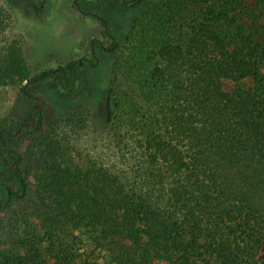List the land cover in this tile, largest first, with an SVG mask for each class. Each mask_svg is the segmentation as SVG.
I'll return each mask as SVG.
<instances>
[{
	"label": "trees",
	"instance_id": "1",
	"mask_svg": "<svg viewBox=\"0 0 264 264\" xmlns=\"http://www.w3.org/2000/svg\"><path fill=\"white\" fill-rule=\"evenodd\" d=\"M151 6L152 63L140 78L161 109L140 141L146 175L132 181L104 165L58 162L43 184L47 217L0 264H264V0ZM5 66L0 87L8 70L28 80L18 105H31L28 88L48 82L70 99L81 80L77 64L31 77L13 53ZM12 136L0 130V153L16 161L25 190L26 157ZM0 185L1 210L15 193ZM86 241L84 259L77 249Z\"/></svg>",
	"mask_w": 264,
	"mask_h": 264
},
{
	"label": "rangeland",
	"instance_id": "2",
	"mask_svg": "<svg viewBox=\"0 0 264 264\" xmlns=\"http://www.w3.org/2000/svg\"><path fill=\"white\" fill-rule=\"evenodd\" d=\"M8 1H17L20 6ZM73 1L51 0L50 14L38 15L26 7L28 0H0V64H8L15 53L33 77L36 70L55 69L74 56L90 55L89 43L96 36V25L79 14ZM114 1L93 0L87 5L108 20L116 40L104 34L103 42L108 47L115 45V49L96 48L100 64L88 69L79 97L75 94L65 99L48 82L28 88L35 96L31 105H18L28 80L13 70L3 74L0 130L14 134L10 137L12 148L26 157L23 171L28 189L15 180L16 161L0 153V184L6 180L15 193L0 210V255L24 251L25 246L15 242L22 237L25 240L29 230L47 217L43 184L58 162L82 167L104 165L132 181L146 175L140 141L159 119L161 107L159 100L143 88L140 75L152 63L147 55L151 45L147 47L146 43L153 28L149 26L156 19L151 5L159 0H142L135 7L116 6ZM79 48L84 51L79 53ZM23 123L35 129L24 127L15 133ZM50 245L43 241V251H50ZM88 248L90 243L86 241L77 249L78 255L85 259ZM54 253L45 252L51 263L55 262Z\"/></svg>",
	"mask_w": 264,
	"mask_h": 264
},
{
	"label": "flooded vegetation",
	"instance_id": "3",
	"mask_svg": "<svg viewBox=\"0 0 264 264\" xmlns=\"http://www.w3.org/2000/svg\"><path fill=\"white\" fill-rule=\"evenodd\" d=\"M50 1L51 0H38V3H37V0H28V2L26 3V7H28V9H32L33 12L38 15H41V14L48 15L51 12L50 7L48 6V4H50ZM141 1L142 0H132L128 2L127 0H115L114 2L116 6L135 7L138 4H140ZM91 2H93V0H74L73 1L74 7L77 9L79 14L86 17L88 19L87 21L90 22L91 24L96 25V27L94 28L96 32V36H94L90 40V43H89V48H90L89 50L91 54L90 55L81 54L80 56H74L73 58L69 59L63 65V66H67L69 64H77L76 70L78 71V75L81 76V80L79 84L77 85V93L75 95L77 97H79L80 92H82V90H80L81 81L82 79L85 78V76H87L88 69H90L92 66H95V65L97 66L100 64V59L97 55L96 48L98 47L102 51H110V50L115 49V45L108 47L103 42L102 38L104 34L107 35L108 38L113 41L116 40V38L111 32V27H110L108 20L102 14H99L98 11L94 10L93 8L91 9L87 7V5H89V3ZM8 4H12V6H17V7L20 6V3L17 1H12V3L8 1ZM41 18H44V17H41ZM101 26L103 27V30L101 29ZM81 51H84V50L82 48H79L78 52L80 53ZM27 125L28 123L21 124L19 131L24 130V127H26ZM29 126H34V125L29 124ZM12 189L14 190L13 187Z\"/></svg>",
	"mask_w": 264,
	"mask_h": 264
}]
</instances>
